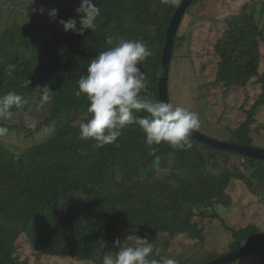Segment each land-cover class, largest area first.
I'll return each instance as SVG.
<instances>
[{"label":"trees","instance_id":"16d2710c","mask_svg":"<svg viewBox=\"0 0 264 264\" xmlns=\"http://www.w3.org/2000/svg\"><path fill=\"white\" fill-rule=\"evenodd\" d=\"M200 1L193 0L180 26L189 8ZM181 2L95 0L100 8L96 28L81 36L65 31L58 22L75 18L79 28L75 9L81 0H52L46 10H58L56 19L45 12L39 22L24 27L14 24L16 28L0 31V96L15 92L22 97L21 106H13L10 118L0 121V127L8 129L0 136V264H29L19 256L20 240L50 257L102 264L105 253L118 251L115 241L123 242L128 234L146 237L153 245V258L161 260L156 256L161 241L169 243L184 234L202 239L196 215L215 216L207 214L213 200L230 205V184L246 179L244 173L232 170L234 159H242L245 168L254 171L253 177L264 181V161L191 136L190 147L149 146L138 126L129 125L114 143L102 148L94 147L92 140L80 139L78 125L88 118L89 102L85 96L76 97L78 80L86 75L91 59L110 47L109 36L114 45L129 40L145 44L150 54L141 63L147 85L141 95L160 101L158 84L167 29ZM248 4L227 20L216 46L220 60L215 84L231 89L258 79L259 100L228 142L255 147L251 126L257 110L264 106V74L259 72L264 24L249 12ZM181 40L178 29L172 60ZM8 65L15 66L11 75L5 71ZM27 79L31 85L23 87ZM170 83L169 75L171 103ZM38 85H48L53 91V99L43 107H37ZM30 110L45 112L35 129L27 127L21 115ZM171 162V178H161L158 172ZM227 230L233 241L223 255L264 235L257 226ZM219 257L206 254L201 264ZM253 257L264 260V245L231 264Z\"/></svg>","mask_w":264,"mask_h":264},{"label":"rangeland","instance_id":"374dc122","mask_svg":"<svg viewBox=\"0 0 264 264\" xmlns=\"http://www.w3.org/2000/svg\"><path fill=\"white\" fill-rule=\"evenodd\" d=\"M51 1L35 0L33 3V0H0V31L39 22L42 14L38 9L44 7L47 12ZM246 3H249V12H254L257 20L262 19L264 24V0H202L190 7L179 28L182 40L177 44L175 58L171 62V103L198 114L197 132L225 143L230 142L232 132L245 122L246 112L258 102L262 93L261 85L256 83L257 78L245 87L227 89L215 84L220 60L216 46L227 28V20ZM261 52L263 57L259 72L264 74V44L261 45ZM25 113H29L36 123L45 116L43 110ZM25 113L21 114L23 119ZM13 120L18 122L19 118L14 116ZM255 120L251 126V137L255 147H264V106L257 110ZM232 164V170L244 173L246 179L234 180L230 184L227 191L230 205L224 206L219 200H213V209L207 214L215 216L200 217L199 212L195 218L203 229L202 239L184 234L171 238L169 243L161 241L157 247L158 258H172L178 264H201L206 254L217 253L222 256L229 250L233 236L227 228L240 230L257 226L264 232V181L254 178V171L245 168L242 159H234ZM171 166L172 162L158 175L170 179ZM18 246L21 260L27 259L29 264H93L40 254L31 250L23 240ZM236 264H264V260L253 257Z\"/></svg>","mask_w":264,"mask_h":264},{"label":"clouds","instance_id":"9594fccd","mask_svg":"<svg viewBox=\"0 0 264 264\" xmlns=\"http://www.w3.org/2000/svg\"><path fill=\"white\" fill-rule=\"evenodd\" d=\"M169 2L175 4L177 0ZM38 11L44 14L45 8L41 7ZM75 11L80 17V27L77 28L75 18L59 19L58 22L65 31L72 30L81 36L85 30L94 31L95 21L100 16V8L95 0H81ZM47 15L56 19L58 10H48ZM106 40L110 47L91 59L86 75L78 80L75 95L78 98L85 96L89 102L88 118L78 125L80 139L92 140L94 147L102 148L114 143L127 126L135 125L143 133L145 143L149 146L165 143L173 149L183 148L185 145L190 147L189 137L199 127L198 114L164 100L155 101L147 94L141 95L147 89L146 74L142 71L141 63L150 54L144 44L129 40L114 45L111 36ZM5 71L11 75L15 66L8 65ZM30 85L29 79L22 84L23 87ZM36 88L40 97L37 107H43L53 99V91L48 85H38ZM21 104L22 97L15 92L0 96V121L8 120L11 116L10 109L13 106L19 108ZM24 120L27 127L36 128L29 113H25ZM7 131L6 127H0V136ZM115 247L118 251L105 253L102 264H178L172 258L162 261L153 258L152 243L146 237L141 238L136 234H128L123 242L116 240Z\"/></svg>","mask_w":264,"mask_h":264},{"label":"water","instance_id":"95a60500","mask_svg":"<svg viewBox=\"0 0 264 264\" xmlns=\"http://www.w3.org/2000/svg\"><path fill=\"white\" fill-rule=\"evenodd\" d=\"M192 2L193 0H182L180 5L176 9L175 13L173 14L167 29V36H166L165 46L163 49V56H162L161 70H160V77L158 84L160 100H164L166 102H170L168 95V81H169L171 62L173 57L174 39L178 32L182 17ZM190 136L193 139L208 144L212 147L220 148L228 151H234L241 155L264 161V149L262 148L220 142L212 138H209L197 132L196 130H193ZM262 245H264V235L259 239L246 244L245 246L241 247L236 251L230 252L226 255H223L205 264H231L237 261L238 259L251 254Z\"/></svg>","mask_w":264,"mask_h":264}]
</instances>
